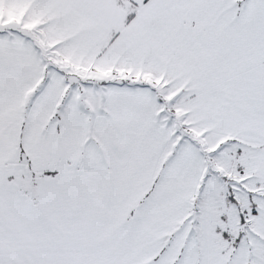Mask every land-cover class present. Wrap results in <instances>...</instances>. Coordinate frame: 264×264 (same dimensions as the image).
Returning a JSON list of instances; mask_svg holds the SVG:
<instances>
[{"label":"snow or ice","instance_id":"snow-or-ice-1","mask_svg":"<svg viewBox=\"0 0 264 264\" xmlns=\"http://www.w3.org/2000/svg\"><path fill=\"white\" fill-rule=\"evenodd\" d=\"M0 264H264V0H0Z\"/></svg>","mask_w":264,"mask_h":264}]
</instances>
